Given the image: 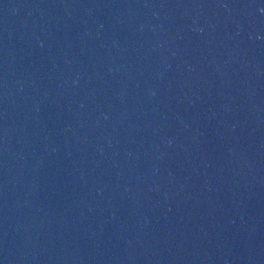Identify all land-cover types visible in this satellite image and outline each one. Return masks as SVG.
<instances>
[{"label":"water","instance_id":"95a60500","mask_svg":"<svg viewBox=\"0 0 264 264\" xmlns=\"http://www.w3.org/2000/svg\"><path fill=\"white\" fill-rule=\"evenodd\" d=\"M0 264H264V0H0Z\"/></svg>","mask_w":264,"mask_h":264}]
</instances>
